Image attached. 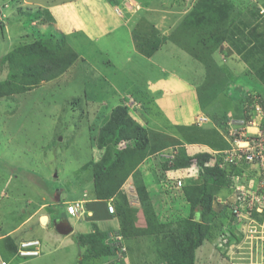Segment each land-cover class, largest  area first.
<instances>
[{
    "label": "rangeland",
    "instance_id": "rangeland-1",
    "mask_svg": "<svg viewBox=\"0 0 264 264\" xmlns=\"http://www.w3.org/2000/svg\"><path fill=\"white\" fill-rule=\"evenodd\" d=\"M54 1L57 2L0 0V57L26 41L35 40L36 36L64 34L51 24L53 19L47 14L48 8L39 5L45 6ZM186 1L165 0L162 6L182 11L187 5ZM198 1H193L192 9ZM229 1L234 5L231 21L236 19L235 23H251L244 29L245 36L253 29L258 33L264 31V0ZM157 4L161 6V1ZM252 11H256L255 16ZM240 25L245 27L244 23ZM186 29L185 25L179 26L178 34L174 30L175 45L168 41L170 45L165 44L151 61L139 58L133 62L125 61L124 57L131 47L124 37L112 41L111 50L109 45L103 44V40H85L83 45L77 46L78 53L81 52L85 58L77 66L73 64L69 71L51 81L43 80L26 91L0 96V252H4L7 237L12 236L16 240L38 237L44 240L50 233L58 232L52 221L49 225L48 222L42 223L41 217L49 214L54 218L59 213L73 225V232L69 233L73 235L69 237L72 240H75L76 232H92L95 228L103 231L104 241L110 246V251L104 255L88 254L83 257L80 250L77 256L79 260L75 264H83V261L89 262L87 264H190L188 249L191 227L188 224L194 213L197 214V208L193 211L186 190L196 194L207 185L208 189L213 187L212 191H217L213 196L211 214L208 218H202L206 239L194 252V264L197 261H201V264L204 261V264H252L253 261L254 264H264L262 241L256 239L251 243L246 238L252 223L237 220L220 200L232 194L233 182L216 189L211 179L201 173L202 168L198 165L180 169L164 168L166 161L162 152L143 157L135 171L128 174L110 198L118 199L119 192L123 193L124 187L130 183L136 187L137 182L142 181L148 190L147 204L143 206L141 203L140 208L132 212L133 220H126V227L122 228L117 213L119 226L113 231L120 230L122 233L126 246L124 253L113 247L112 230L105 229V223L89 219L93 211L87 209V202L77 215L67 211L68 203L94 199V168L101 159L109 166V172H115L117 178L120 176L117 168L110 165L114 147L101 145L103 141L107 142L118 135V129L113 127L111 131V127H104L116 106L127 105L131 116L142 125L164 133L168 141L166 145L169 146L161 151L165 154L176 152L175 155L182 144L186 146L187 154L211 151L206 145H214L200 142L207 139L229 148L230 142L225 137L229 138L228 129L223 124L217 125L221 135L218 134L211 126L216 125L211 114L221 115L226 122L244 117L248 111L245 104L254 99L261 104L264 112V91L262 93L259 88L260 85L264 88V84L251 72L243 55L232 50L229 43L224 41L211 56L208 55V61L197 58L191 51L197 38L187 37L196 28L190 27L187 34H183ZM23 34L28 36L22 37ZM241 36L244 37L243 34ZM137 43L145 46L142 33L137 36ZM166 57H172L170 62H166ZM109 59L113 61L112 65L108 64ZM176 68L186 75L197 90L201 110L191 120L193 124L175 125L173 119L167 118L168 111L164 112L156 101L161 95L147 89L148 78L156 80L161 74ZM248 72L259 82L257 86L250 81ZM8 74V68L4 67L0 81L5 80ZM250 108L253 110L254 106ZM121 145L128 147L133 142L121 140L117 147ZM241 175L243 182L255 183L253 174L248 175L243 170ZM178 179L183 181L182 187L176 186ZM203 181L207 183L203 184ZM84 190L88 191L86 198L84 194L87 191ZM64 193L69 195L67 199ZM130 203L137 207L140 201ZM167 224H173L176 228V239L164 228ZM80 225L84 228H80ZM160 227L164 229L157 232ZM246 243L252 247L247 249ZM51 244L53 246L50 247ZM64 247L60 242L48 241L43 243L39 257L11 258L13 264H65L71 260L72 253L70 247Z\"/></svg>",
    "mask_w": 264,
    "mask_h": 264
},
{
    "label": "trees",
    "instance_id": "trees-1",
    "mask_svg": "<svg viewBox=\"0 0 264 264\" xmlns=\"http://www.w3.org/2000/svg\"><path fill=\"white\" fill-rule=\"evenodd\" d=\"M233 8L234 5L230 3L229 0L198 1L192 11L186 15L181 23V27L185 25L188 28L183 34H187L186 31H188L190 27L196 28V31L192 33V35L187 34L188 39L193 36L197 38L191 51L194 56L206 61H208V55L211 56L224 41H227L232 50L235 49L238 54L243 55V59L249 65L251 72H253L255 77L264 84V31L258 33L256 29H253V31L248 32L249 36L246 35V37L244 35V29L251 23L246 24L244 21L235 23L236 19L231 21L230 18ZM255 12L256 11H252V13ZM255 15L256 13L254 16ZM241 23H244V28L241 27ZM175 32L178 34L177 30H175ZM35 33L37 34V32ZM174 34V32L171 34L172 40L176 38ZM179 34H182V32ZM241 34H243L244 37H242ZM34 39L35 40L24 42L21 46L13 48V50L0 57V73L4 67H7L9 70L7 78L0 81V90L2 92L0 96L15 92H23L36 86L43 80H52L65 73L79 58L78 51L68 42L65 34L59 35L53 33L46 37L40 36L37 38L36 36ZM156 48L157 46L151 47V49ZM253 101L247 102L245 104V109L247 107L246 105H252ZM205 108L206 106H204L203 109ZM208 111L209 110H207V112ZM211 115L216 122H214L216 125L212 128H214L218 134L220 133L217 125L223 124L225 125V129H228L226 119H222L221 115ZM104 127L105 129L111 127V131L114 130L113 127L118 129L117 137L107 142L103 141L101 145L105 148L107 144L110 145L111 148L114 147L112 148V155H110L113 156L110 165L113 168H117L116 172L119 171L120 176L117 178L115 172L114 174L113 172H109V166L104 161L102 162V159L95 165V193H93L94 195L92 197L94 199H90L86 203L87 209L93 211V214L88 216L91 220L108 219L110 212L108 210L107 200L115 195L128 174L135 171L136 166L143 157L156 154L169 146L168 144L166 145L168 141L164 133L149 129L147 126L142 125L131 116L129 108L125 104L118 105L113 109L110 120ZM121 140L132 141L133 145L128 147L121 145L117 147V143ZM203 141H205L206 144H215L212 139L200 140V142ZM218 145L220 148L225 146V144L222 143H218ZM184 147L186 146L182 144L177 155H175L173 163L169 165V162L166 161L164 168L180 169L186 166L198 165L202 168L201 173L204 174L205 178L211 179V183L216 189L221 188L225 183L233 182V175L242 172V169L236 166H232L230 169L220 167L219 163L223 160L221 154H213L208 150L187 154ZM205 183L207 182L203 181V184ZM208 188L209 186L204 185L196 194L188 189L186 190L188 201L191 202L193 211L197 208L199 212L198 217H196V212L194 213L193 219H191L188 224L191 227V238L188 249L190 264H194V252L196 248L206 239L205 225L202 218H208V215L211 214L213 196L217 191L215 190L213 192V187L211 189ZM136 189L139 193L141 203L145 206L148 198L146 185L142 181L137 182ZM116 202L117 213L121 220V226L124 228L126 227V220H133L132 212L135 213L137 209L131 206L129 197L126 193L119 192ZM158 226L159 224H157V227ZM164 228L168 229L170 234H173L174 239H176V228L173 224H167ZM164 228L160 227L159 230L157 229V232H160L161 229ZM126 229L128 228L124 230ZM93 230L92 232H76L74 234L75 240L81 248V256L83 257H86L88 254L104 255L110 251V246L104 241L105 235L103 231H99L100 229L96 230L95 228ZM7 238V243H5L3 248V255L6 258H11L16 252L21 239L16 240L12 236Z\"/></svg>",
    "mask_w": 264,
    "mask_h": 264
},
{
    "label": "crops",
    "instance_id": "crops-1",
    "mask_svg": "<svg viewBox=\"0 0 264 264\" xmlns=\"http://www.w3.org/2000/svg\"><path fill=\"white\" fill-rule=\"evenodd\" d=\"M158 1L159 0H57V2L54 1L45 6L44 4L39 5L46 7V9L48 8L49 12L47 14L53 19L51 24L55 25L68 37L69 43L76 50L77 46L83 45L85 40L88 42H100L103 40V44L109 45V50H111V44H113L112 41H118L121 37H124L123 39L127 41L128 45L131 47L130 52L124 57V60L127 62H133L134 59L138 58L140 60L151 61V58L158 51L160 52L162 47H164L168 41L171 42L170 44H174L175 41L171 39V34L181 26L184 19L183 17L192 10L191 7L193 6L192 3L194 0H187V5L182 11L163 7L162 3H165V0H160L161 7L157 4ZM114 33H117V35L113 36ZM139 33H142V38L145 40L144 47L139 46V43H137V36H139ZM28 34H23L22 37L28 36ZM155 46H157L156 49H151V47ZM166 58V62L168 63L172 57ZM84 59V55L79 52V60H77L73 66H77L79 62ZM107 62L109 65H112L113 63L110 59ZM181 73L178 72L176 68L168 73L161 74L156 80L148 78L147 81V89L150 92L153 91V93L161 95L160 98H156V101L158 100L164 112L168 111V116L165 115V119L166 116L169 119H173L175 125L191 122L195 114L201 110L195 85L189 81L185 74ZM248 76L253 85L257 86L259 84L256 78H253L254 76L252 73H249ZM259 88L263 93L264 88L261 85ZM191 124H193V122H191ZM261 125L264 126V119L261 121ZM211 126L213 127V125ZM236 127L242 126L236 125ZM243 129L248 133H254L259 130L256 125H246L243 126ZM225 137L226 141L229 143V138H227L226 135ZM214 145V147L209 145L206 146L211 148V152L225 149V146L220 148L218 147V144L217 146L216 143ZM86 191L87 190H84V192ZM54 194L56 197L57 192ZM61 194H63V191ZM64 195H66L65 199L69 196L66 193ZM109 200H112L115 203L116 213H110L108 219L100 220L99 223H105L106 225L104 228L110 229L109 231H111L119 226V222L116 219L117 202L115 198ZM140 206L141 203L135 208L139 209ZM47 215L49 217V220L47 221L48 225L51 221L53 222L58 218L68 219L65 216H61L59 213H56L55 215L53 214L55 216L54 218L49 214ZM196 215V217L199 215L198 209ZM109 224H112V226L115 224V226L112 227ZM80 226H82L80 228H84L83 225ZM56 232L50 233L44 240L41 239L42 242H60L65 246L64 248L70 247L69 251L72 253L71 260L65 264L77 263L79 260V257L77 258V256H79L81 248L77 242L75 243V240L69 238L73 235L61 233L56 234ZM51 246H53V244H51L50 247ZM87 263L89 262L83 261V264ZM202 263L204 264L205 261ZM196 264H201V261H197Z\"/></svg>",
    "mask_w": 264,
    "mask_h": 264
},
{
    "label": "built area",
    "instance_id": "built-area-1",
    "mask_svg": "<svg viewBox=\"0 0 264 264\" xmlns=\"http://www.w3.org/2000/svg\"><path fill=\"white\" fill-rule=\"evenodd\" d=\"M247 106L246 118L239 120L229 121L230 136L232 137V145L227 150L223 151L220 166L225 168L227 166L240 167L242 171H246L248 175L253 174L255 183L250 184L241 180L242 175L240 173L233 175L232 194L229 197L220 199L222 203L229 207L231 214L237 219L242 221H250L252 226L248 230L246 238L253 243L256 239H260L264 242V127L261 125V120L264 119V112L261 104L254 99L252 105ZM254 109L252 110L253 107ZM250 108V109H249ZM258 117L260 119H258ZM260 120V121H259ZM239 124L242 127H236L234 125ZM256 125L258 131L254 133H248L243 126ZM176 152L164 153L162 156L169 165L173 163ZM252 182V180H251ZM183 181L177 180V185L181 186ZM124 190L130 196L131 201L139 200V195L136 191V187L133 183H130L124 187ZM88 196V193L84 194V198ZM87 199L76 200L74 203H70L67 206V211L71 215H77L84 208ZM108 210L110 213H116V206L114 202L108 201ZM262 227L261 229L259 228ZM111 239L113 247L117 251L125 252L126 246H124L123 235L120 230L111 232ZM226 240V239H225ZM252 247V245L248 246ZM43 251V242L40 238L34 237L29 239H21L19 241L18 248L14 253V257L23 259H30L39 257ZM255 262L253 261L252 264ZM0 264H13L12 258H6L2 252H0Z\"/></svg>",
    "mask_w": 264,
    "mask_h": 264
},
{
    "label": "water",
    "instance_id": "water-1",
    "mask_svg": "<svg viewBox=\"0 0 264 264\" xmlns=\"http://www.w3.org/2000/svg\"><path fill=\"white\" fill-rule=\"evenodd\" d=\"M1 12L2 11L0 9V14H1ZM48 220H49L48 215H42V217H41L42 223H47ZM53 223L55 225V228L61 234H69V233L73 232V225L71 224V222L69 221V219H66V218H58V219H55L53 221Z\"/></svg>",
    "mask_w": 264,
    "mask_h": 264
},
{
    "label": "clouds",
    "instance_id": "clouds-1",
    "mask_svg": "<svg viewBox=\"0 0 264 264\" xmlns=\"http://www.w3.org/2000/svg\"><path fill=\"white\" fill-rule=\"evenodd\" d=\"M246 109H248L247 107H246ZM242 118H246V115L244 116V117H240V118H236V119H232V121L233 120H239V119H242ZM227 123V125H228V132H229V142H230V146H229V148L231 147V145H232V137L230 136V125H229V120L226 122ZM237 125H239V124H237ZM234 126H236V125H234ZM228 148H225V149H223V150H219V151H214V152H212L213 154H221L222 155V153H223V151H225V150H227ZM161 152H163V151H159L158 153H161ZM157 153V154H158ZM162 154V153H161ZM166 161V160H165ZM221 162V161H220ZM219 166H220V163H219ZM221 167V166H220ZM232 166H227V167H225V168H231ZM223 168V167H222ZM242 173V172H241ZM240 173V174H241ZM176 184H177V181H176ZM178 186V185H177ZM183 186V184L181 185V186H178V187H182ZM136 191H137V189H136ZM123 193H126L127 195H128V193L124 190V192ZM138 193V192H137ZM138 195H139V193H138ZM128 197H129V200L131 201V199H130V196L128 195ZM223 198H226V197H223ZM220 199H222V198H220ZM139 200H140V197H139ZM89 200H87L86 202H88ZM108 201H112V200H108ZM108 201H107V203H108ZM140 203H141V201H140ZM70 204V203H69ZM115 204V203H114ZM132 205V204H131ZM116 206V205H115ZM69 213V212H68ZM70 214V213H69ZM111 214H113V213H111ZM113 231V230H112ZM111 231V232H112ZM23 239V238H22ZM262 244H264V242L262 243ZM246 248H247V245L245 246ZM263 248H264V246H263ZM248 249V248H247ZM264 254V253H263Z\"/></svg>",
    "mask_w": 264,
    "mask_h": 264
}]
</instances>
